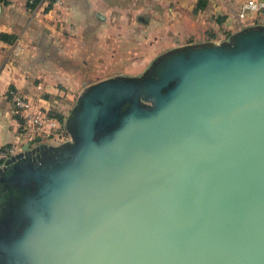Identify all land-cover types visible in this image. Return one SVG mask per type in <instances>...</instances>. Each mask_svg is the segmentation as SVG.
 I'll use <instances>...</instances> for the list:
<instances>
[{
  "label": "water",
  "instance_id": "water-1",
  "mask_svg": "<svg viewBox=\"0 0 264 264\" xmlns=\"http://www.w3.org/2000/svg\"><path fill=\"white\" fill-rule=\"evenodd\" d=\"M88 84L0 168V264H264V23Z\"/></svg>",
  "mask_w": 264,
  "mask_h": 264
},
{
  "label": "crops",
  "instance_id": "crops-1",
  "mask_svg": "<svg viewBox=\"0 0 264 264\" xmlns=\"http://www.w3.org/2000/svg\"><path fill=\"white\" fill-rule=\"evenodd\" d=\"M248 1L54 0L30 8L26 0H0V149L41 144L15 112L10 90L23 94L32 111L48 112L56 135L67 133L89 82L139 77L172 49L221 43L264 23V16L240 18Z\"/></svg>",
  "mask_w": 264,
  "mask_h": 264
},
{
  "label": "built area",
  "instance_id": "built-area-1",
  "mask_svg": "<svg viewBox=\"0 0 264 264\" xmlns=\"http://www.w3.org/2000/svg\"><path fill=\"white\" fill-rule=\"evenodd\" d=\"M26 1L30 8H36L40 4L51 3L50 0H40L38 3H36V0ZM249 15L254 16L253 20H261L264 16V0H249L243 4L239 13L240 18L247 20ZM8 97L13 103L15 112L24 115L26 130L30 134V138L33 140L41 138L42 140H47L51 145H60L69 140L67 133L56 135L54 132L55 124L52 122L49 113L32 111L31 105L23 94L16 90H10ZM19 153L20 150L13 146L0 149V168Z\"/></svg>",
  "mask_w": 264,
  "mask_h": 264
},
{
  "label": "trees",
  "instance_id": "trees-1",
  "mask_svg": "<svg viewBox=\"0 0 264 264\" xmlns=\"http://www.w3.org/2000/svg\"><path fill=\"white\" fill-rule=\"evenodd\" d=\"M40 0H36V3H38ZM51 3H54V0H50ZM34 8V7H33Z\"/></svg>",
  "mask_w": 264,
  "mask_h": 264
}]
</instances>
